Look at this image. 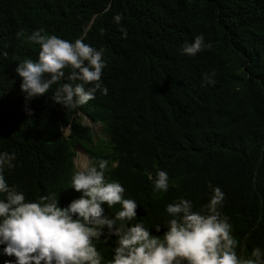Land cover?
I'll return each mask as SVG.
<instances>
[{"label":"trees","instance_id":"obj_1","mask_svg":"<svg viewBox=\"0 0 264 264\" xmlns=\"http://www.w3.org/2000/svg\"><path fill=\"white\" fill-rule=\"evenodd\" d=\"M116 15L123 17L119 24ZM41 29L103 49L108 94L98 90L85 105L63 107L51 99L73 83L62 78L27 102L29 114L16 68L38 61L40 46L28 37ZM198 35L211 49L183 54ZM213 71L214 85L204 79ZM79 112L102 125L105 146L96 144ZM77 145L97 167L107 160L106 182L120 183L124 198L136 201L137 218L127 226L143 223L161 239L168 204L183 198L201 211L219 187L237 255L254 259V248L264 251V0H0V153L16 154L6 181L27 202L54 195L68 207L82 195L71 187ZM161 170L169 188L155 192ZM102 207L109 218L122 210ZM103 232L93 244L101 264H109L117 238H107V227ZM5 247L0 264H16Z\"/></svg>","mask_w":264,"mask_h":264},{"label":"clouds","instance_id":"obj_2","mask_svg":"<svg viewBox=\"0 0 264 264\" xmlns=\"http://www.w3.org/2000/svg\"><path fill=\"white\" fill-rule=\"evenodd\" d=\"M122 19V15L114 17L117 24ZM120 31L126 38L127 30L121 27ZM16 35L20 39L24 31L21 29ZM28 39L40 46L38 61L25 60L18 64L16 72L23 81L21 90L26 93L29 114L27 102L48 93L62 78L73 83L57 88L51 99L63 107L85 105L95 99L98 90L102 95L108 94V88L101 82L106 67L103 49L97 50L81 39L71 42L49 35L42 29L34 31ZM211 47L203 35H198L183 46L182 52L195 56ZM214 77L213 71L205 74L204 79L214 85ZM15 159V153H0V194L5 196L0 200V244L6 245L4 252L8 256L16 257V264H101L104 257L93 239L99 240L105 227L107 238H117L114 258L109 264H264V251L260 247L252 250L254 259L238 257V241L231 234L230 218L220 211L225 193L219 187L212 189L213 195L201 211H194L193 203L183 198L168 204L166 212L171 219L166 222L167 230L161 239L143 223L127 226L137 218V203L124 198L125 189L120 183L106 182L107 160H99L98 167L91 162L80 166L72 177L71 187L82 195L61 208L54 195L43 196L39 202H27L23 191L9 186L3 173L6 167H15ZM148 179H153L151 174ZM168 188L169 176L161 170L153 190L166 192ZM104 204L109 208L120 204L122 210L115 218H109ZM161 229V225L155 226L157 233Z\"/></svg>","mask_w":264,"mask_h":264},{"label":"rangeland","instance_id":"obj_3","mask_svg":"<svg viewBox=\"0 0 264 264\" xmlns=\"http://www.w3.org/2000/svg\"><path fill=\"white\" fill-rule=\"evenodd\" d=\"M81 115V122L83 124H86L88 126H90L91 128V132L94 135V139L96 144H102L105 146V142H103L102 140H106L108 139L106 132L104 131L103 127L101 124L99 123H94L92 122L89 117H87L86 115L82 114L81 112H79ZM63 133L65 135H68L69 133V128L65 127L63 128ZM75 155L73 157V162L75 165V170L76 172L80 170V166L85 163V162H89V158L88 155L86 153V151L84 150V148L81 145H77L75 147Z\"/></svg>","mask_w":264,"mask_h":264}]
</instances>
